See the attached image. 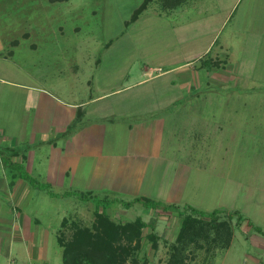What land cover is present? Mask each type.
Segmentation results:
<instances>
[{
  "label": "crops",
  "instance_id": "crops-1",
  "mask_svg": "<svg viewBox=\"0 0 264 264\" xmlns=\"http://www.w3.org/2000/svg\"><path fill=\"white\" fill-rule=\"evenodd\" d=\"M238 2L165 0L161 4L163 12L176 10L177 13L173 32L178 56H113L116 68L112 73L117 72L116 79L111 75V79H106L101 73V79L86 80L85 91L80 92L83 96L71 89L68 101L56 100L51 90L41 87L42 83L56 85L63 77L58 79L54 72L42 71L41 56L14 59L0 32V84L6 85L4 77L15 74L23 81L27 79L26 83L11 82L13 86L8 88L23 95L24 102L12 104L21 110L20 113L9 112L8 108L13 107L5 102L7 99L3 100L0 86V212L3 214L0 218V264H49L50 237L59 246L57 235L62 220L67 218L63 201L76 196L67 195V192H92L99 198L111 200L142 196L164 204H177L184 201L189 180L195 183L206 172L205 166L194 161L189 151L196 145L199 147L197 141L203 139L207 149L214 147L210 155L216 153L218 143L222 145V152L228 153V147L221 142L225 138L223 130L229 131L231 137L235 130L227 128V119L218 112L222 109L219 104L197 99L200 93L212 92L216 84L229 83L241 92L248 87L249 75L239 72L247 60L245 57L232 60L231 40L237 43L245 40L247 44L251 35L250 38L256 40L253 44L262 45L261 53H264L262 22L253 27L254 33L235 32L230 39L219 38ZM262 7L264 10V0ZM121 66L129 70L124 75L118 74ZM157 68L162 71L147 74ZM64 69L67 72L64 79H67L78 74L80 65L71 59L68 71ZM263 73L264 66L257 74L260 81ZM169 76L173 79L169 88L155 90L148 84ZM31 92H36V97L32 98ZM157 93L159 95H154ZM180 109L192 110L186 114L194 122H201L188 129L184 142L177 135L178 129L167 125L172 112L169 110ZM212 141H216L213 146ZM186 151L189 154L183 159ZM179 154L180 159L174 158ZM15 164L24 166L23 170L34 182L48 184L55 194L50 195L46 189H43V196L36 194L37 199L32 202L28 214L21 210L25 194L37 187L21 175ZM48 196L53 201L56 199L50 208L47 207ZM134 208H141L149 215V208L140 202L125 209ZM44 220L52 223L48 221L49 224L44 225L41 223ZM31 223L35 224L34 228Z\"/></svg>",
  "mask_w": 264,
  "mask_h": 264
},
{
  "label": "rangeland",
  "instance_id": "rangeland-1",
  "mask_svg": "<svg viewBox=\"0 0 264 264\" xmlns=\"http://www.w3.org/2000/svg\"><path fill=\"white\" fill-rule=\"evenodd\" d=\"M259 1L239 0L219 38L230 39L235 32L254 33L255 26L264 23V10L261 8L263 0L261 4ZM141 2L142 0H0V32L5 36L7 51H12L14 59L41 56L39 61L42 71L45 69L49 74L54 72L58 79L59 76L63 77L62 80H57L56 85L42 83L40 86L51 90L56 100L68 101L71 89L82 94L80 92L85 91L86 80L101 79V73L106 79H111L109 75L116 79L117 72L112 73L116 68L113 56H178V44L176 45L173 32L176 10L163 12L160 0H152L135 21H130ZM250 37L247 44H244L245 40H238L241 44L231 40L232 60L241 57L247 60L246 65H241L239 72L249 75L248 87L241 92L229 83L216 84L212 86V92L200 93V98L197 99L203 103H217L222 108L218 112L222 118L227 119V128L235 130L232 137L229 131L225 128L223 130L225 138L221 142L229 151L224 154L222 145L218 143L216 153L210 155L214 147L207 149L203 139L197 141L199 147L196 145L189 151L194 161L205 166L206 172L195 183L189 180L184 201L177 202L179 209L184 205L203 211L219 209L216 220L198 224L183 241L177 242L176 236L181 223L177 210H164L162 206H158L149 208L148 215L141 208L126 210L125 206L114 202L106 209L112 221L125 223L139 215L147 219L145 222L148 226L142 229L138 241L127 237L121 241L129 247L130 255L126 256L125 264H264V73L261 81L257 76L264 66V53H261L262 45L259 47L253 44L256 40ZM34 47L31 51L30 48ZM71 59L80 65V71L64 79L67 74L64 68L68 71ZM97 59L103 61L97 63ZM127 71L129 70L125 71L124 66H121L118 74L124 75ZM4 78L7 80L6 85L0 84L4 92L3 100L7 99L5 102L13 107L8 108L9 112L20 113L21 110L12 104L24 102L23 95L20 91L13 92L8 88L13 86L11 82L26 83L27 79L23 81L16 74ZM123 80L120 79L121 82ZM172 80L169 76L148 84H152V89L158 90L159 87L169 88ZM31 96L36 97V92H31ZM42 101L45 102L44 99ZM52 104L58 106L55 102ZM1 111L2 109L0 121ZM169 111L172 112L167 125L176 131L178 129L177 135L184 142L188 129L193 128V125L199 126L201 122H194L186 114L192 110ZM202 111L206 110H200ZM226 112L229 113L227 116ZM215 142H211L212 146ZM180 154L174 158L181 157ZM188 154L186 151L183 159H187ZM15 166L19 170L24 168L19 164ZM36 187L26 192L21 208L23 213L28 214L36 197L45 193L39 185ZM48 197L47 207L50 208V204L56 199L53 201L52 197ZM96 201L76 195L67 197L62 207L67 218H73L79 225L91 226ZM237 213L241 214L242 219L237 217ZM2 215L0 212V218ZM48 221L52 223L51 220ZM48 221L41 223L47 225ZM221 222L225 225L220 226ZM31 225L32 228L35 227L34 223ZM72 231L71 227L64 228V239L71 238ZM151 232L156 235V246L148 238ZM49 241L52 242L47 249L49 264H62L59 246L52 237ZM172 244L177 246L176 253ZM23 254H26L25 250Z\"/></svg>",
  "mask_w": 264,
  "mask_h": 264
},
{
  "label": "trees",
  "instance_id": "trees-1",
  "mask_svg": "<svg viewBox=\"0 0 264 264\" xmlns=\"http://www.w3.org/2000/svg\"><path fill=\"white\" fill-rule=\"evenodd\" d=\"M150 1L152 0H142L134 10L130 21H135L138 14L147 7ZM163 2H165V0H160V5L163 4ZM20 172L23 177L30 180L35 186L39 185L42 189H46L50 195H55L49 190L48 184L36 183L24 170H20ZM68 194H76L87 200H97V207L93 210L94 220L91 226L79 225L69 218H64L62 220L61 229L57 235V242L62 249L61 257L63 264H125L126 256L129 254V247L121 242L122 239L127 237L129 240L136 239V241H138L142 229L148 225L140 217L125 223H116L112 221L106 209L116 201H119L125 207L130 206L134 202H140L143 206L148 208H156L161 205L164 210L170 208L177 210L181 216L180 228L176 236L177 242L183 241L190 231L196 229L198 224H203L202 222H214L219 212V209L203 211L191 205H184L182 209H179L177 204H164L142 196H137L131 200L125 201L99 198L92 192H67V195ZM236 215L239 219H242L241 214L237 213ZM223 225H225V223L221 222L220 226ZM66 227H71L73 230L71 238L69 239H64L62 234L63 229ZM253 227L256 230H260L258 227ZM148 238L152 239V245L156 246V235L153 234V232L148 234ZM172 248L176 253V244H172Z\"/></svg>",
  "mask_w": 264,
  "mask_h": 264
},
{
  "label": "built area",
  "instance_id": "built-area-1",
  "mask_svg": "<svg viewBox=\"0 0 264 264\" xmlns=\"http://www.w3.org/2000/svg\"><path fill=\"white\" fill-rule=\"evenodd\" d=\"M161 72L162 71V69L161 68H157V69H153V70H151L149 73H147L148 75H151L152 74V72ZM13 264V263H12Z\"/></svg>",
  "mask_w": 264,
  "mask_h": 264
}]
</instances>
